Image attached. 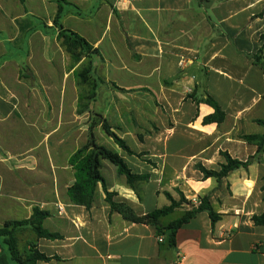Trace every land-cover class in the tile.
I'll return each instance as SVG.
<instances>
[{
  "label": "crops",
  "instance_id": "0c3cea01",
  "mask_svg": "<svg viewBox=\"0 0 264 264\" xmlns=\"http://www.w3.org/2000/svg\"><path fill=\"white\" fill-rule=\"evenodd\" d=\"M48 1L0 0V229L31 219L35 209L48 212L43 228L58 239L39 238L27 226L15 229L21 253L33 246L50 258L37 264H264V226L252 221L264 213L263 157L243 139L264 135L257 123L264 120V0L64 6L59 23L97 49L88 59L95 74L102 67L104 83L94 86L97 94L84 112V61L69 67L54 25L59 6ZM207 96L225 113L221 124L203 123L215 112L203 102ZM94 114L134 155L101 126L94 130L98 144L106 135L113 145L105 147L133 174L148 177L137 194L103 160L101 173L116 203L145 216L170 205L166 193L178 201V190L190 202L208 197L222 219L213 227L208 213H197L170 245L167 233L159 236L154 226L112 211L101 184L90 207L74 204L70 159L87 144ZM222 153L250 164L219 183L205 179L197 165L219 171ZM193 205L183 204L162 225ZM6 252L0 237V255Z\"/></svg>",
  "mask_w": 264,
  "mask_h": 264
},
{
  "label": "trees",
  "instance_id": "16d2710c",
  "mask_svg": "<svg viewBox=\"0 0 264 264\" xmlns=\"http://www.w3.org/2000/svg\"><path fill=\"white\" fill-rule=\"evenodd\" d=\"M21 3H25L26 0H20ZM60 3L64 2L59 0ZM63 12V7L60 6L56 19L54 20V25L58 27L60 35L65 42V45L71 52L73 60L75 63H78L82 60L83 54H86L85 57H89L92 54H97V49H94L88 41L80 36L79 34L66 30L58 22L61 18ZM76 51H79L77 53ZM92 64H89L87 69L84 70L82 78L84 82H88L91 78ZM122 90V89H121ZM203 102H206L214 109L212 115L207 116L203 123L204 124H221L225 120V113L222 111L221 107L214 101L210 96H207ZM88 106L81 108L80 112L87 111ZM99 120H93L88 135V142L85 146L79 149L71 157L70 163L76 171V182L69 189L68 195L71 201L74 204L84 205L90 207L94 202V196L98 184H101L103 191L106 195V203L110 206L111 210L118 212L123 216V218L129 222L137 224H145L154 226L157 229L158 235L168 234V241L170 245L175 244L177 231L185 225L189 220H191L197 213L206 212L208 213L213 227L218 223L222 216L217 214L208 197L200 198L199 206H191L192 208L189 211H186L182 216L168 225H162V219L169 217L176 210L182 207L183 204L192 205L188 201L182 192L176 190L180 196V199L175 200L171 194L166 193V196L170 202L169 206H166L162 209H157L145 216H137L133 209L125 203H116L113 198L114 193L109 192L106 181L101 173L103 160H106L118 168V172L121 175L126 176L129 186L138 194V184L147 181V176L135 175L129 169L127 164L121 158V156L103 145L98 144L94 129L97 126H101L104 133L110 137L114 143L123 151L130 155H134L131 149L127 146L125 141H123L112 129L111 125L105 120L102 115L96 116ZM257 123L264 126V120H258ZM243 139L249 144L256 145L258 147V155L263 157L264 164V135H248L244 136ZM226 159V163L220 165V170H208L202 165H197V169L203 174L205 179H214L218 183L229 176L232 172L240 169L247 168L250 164V161L241 162L235 159H232L231 156L227 153H222ZM264 181V177H263ZM264 192V185L262 187ZM49 217L48 212L40 211L39 209L34 210V214L29 220L18 221V222H7L3 228L0 229V237L3 238L4 246L7 250L6 253L0 255V264H10V261H15L17 264H37L39 261L49 262L50 258L38 252L33 246L30 248L29 252L21 253L18 249L17 238L15 235V229L21 227H30L39 238L46 239H58L59 235L50 233L49 231L43 228V222L46 218ZM252 221L256 226H264V213L261 215H255L252 218Z\"/></svg>",
  "mask_w": 264,
  "mask_h": 264
},
{
  "label": "rangeland",
  "instance_id": "374dc122",
  "mask_svg": "<svg viewBox=\"0 0 264 264\" xmlns=\"http://www.w3.org/2000/svg\"><path fill=\"white\" fill-rule=\"evenodd\" d=\"M64 2L60 3L59 0H49L48 3L49 5H52V4H56L58 5L59 7L62 6L64 8V6H70V7H79V4L82 5V4H87L88 3V0H63ZM49 16L52 17L53 14L52 12H49ZM57 16V15H56ZM56 19V17H55ZM54 19V20H55ZM59 22V21H58ZM56 27V26H55ZM58 28V27H57ZM59 30V29H58ZM68 30V29H67ZM59 35H60V31H59ZM58 40L60 41L61 43V46L63 48V51L68 55V57L70 58L69 60V67H71V65H74L75 64V61L73 60V56L71 54V52L69 51V49L67 48V46L65 45V42H64V39L61 37V36H58ZM77 53H79V51H76ZM98 54V53H97ZM93 55H96V54H92L90 55L89 57H85L86 54H83L82 56V60L81 61H84L83 64H81V68H80V72H79V83L81 84L82 87H84V89L81 88V93H80V96H81V108H85V106H88L87 103L93 99L95 97V95L97 94L96 91L94 92V86H96V84L98 82L100 83H104V80L101 77V74H102V67H96V72H98V74H95V67H94V62L93 61H90L92 56ZM90 59V60H88ZM89 64H92V71H91V78L88 82H84L83 81V78H82V74L84 73V70L87 69V67L89 66ZM88 87V88H86ZM97 87V86H96ZM89 89V90H87ZM89 107V106H88ZM89 110V109H88ZM98 114H94V119H96V121H98L99 119L96 117ZM86 120L84 121H81L80 123V128H81V131L82 129L84 128V126L86 125ZM83 127V128H82ZM99 128V127H98ZM101 128V127H100ZM102 129V128H101ZM95 130V129H94ZM99 131V129H98ZM99 143L100 144H103L104 146H107V147H111L113 145V142L112 140H109L108 137L105 135L103 137H99ZM192 204H194L193 202H191ZM175 217V216H174ZM173 218V217H172Z\"/></svg>",
  "mask_w": 264,
  "mask_h": 264
},
{
  "label": "built area",
  "instance_id": "2783aa9c",
  "mask_svg": "<svg viewBox=\"0 0 264 264\" xmlns=\"http://www.w3.org/2000/svg\"><path fill=\"white\" fill-rule=\"evenodd\" d=\"M132 1H135V0H117V2H118L119 5H120V4H125V3H130V2H132ZM192 202H193L194 205H196V206H199V205H200V199H198V198H194V199H192ZM59 210L61 211L62 208L59 207ZM159 241L162 242V241H163V237H159Z\"/></svg>",
  "mask_w": 264,
  "mask_h": 264
}]
</instances>
